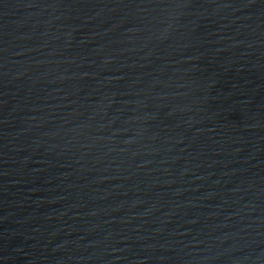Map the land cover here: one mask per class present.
Returning a JSON list of instances; mask_svg holds the SVG:
<instances>
[{
  "label": "water",
  "instance_id": "95a60500",
  "mask_svg": "<svg viewBox=\"0 0 264 264\" xmlns=\"http://www.w3.org/2000/svg\"><path fill=\"white\" fill-rule=\"evenodd\" d=\"M0 264H264V0H0Z\"/></svg>",
  "mask_w": 264,
  "mask_h": 264
}]
</instances>
